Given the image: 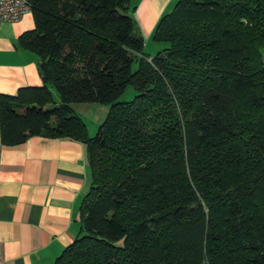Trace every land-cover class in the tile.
Listing matches in <instances>:
<instances>
[{"label": "trees", "instance_id": "trees-1", "mask_svg": "<svg viewBox=\"0 0 264 264\" xmlns=\"http://www.w3.org/2000/svg\"><path fill=\"white\" fill-rule=\"evenodd\" d=\"M28 1L42 83L0 94L1 141L79 139L91 172L51 264H264V0H174L153 54L129 0ZM74 102L108 105L93 135Z\"/></svg>", "mask_w": 264, "mask_h": 264}, {"label": "crops", "instance_id": "crops-1", "mask_svg": "<svg viewBox=\"0 0 264 264\" xmlns=\"http://www.w3.org/2000/svg\"><path fill=\"white\" fill-rule=\"evenodd\" d=\"M174 0H129L145 44ZM132 7V8H131ZM34 27L31 10L15 21H0V94L42 83L39 56L21 46L19 35ZM154 40V39H153ZM58 101V99H57ZM90 113L93 127L108 105L74 102ZM85 144L68 136L35 134L16 144L0 138V250L4 264H51L80 230L79 203L90 186Z\"/></svg>", "mask_w": 264, "mask_h": 264}, {"label": "built area", "instance_id": "built-area-1", "mask_svg": "<svg viewBox=\"0 0 264 264\" xmlns=\"http://www.w3.org/2000/svg\"><path fill=\"white\" fill-rule=\"evenodd\" d=\"M30 10L31 4L28 0H0V21H15ZM0 264H4L1 250Z\"/></svg>", "mask_w": 264, "mask_h": 264}, {"label": "rangeland", "instance_id": "rangeland-1", "mask_svg": "<svg viewBox=\"0 0 264 264\" xmlns=\"http://www.w3.org/2000/svg\"><path fill=\"white\" fill-rule=\"evenodd\" d=\"M167 43L164 41H157V40H153V39H150L148 40L147 44H145L144 46V51L145 52H148L150 54H153L155 53L157 50H159L160 48L164 47ZM134 66V65H133ZM136 93V90L135 88L129 84L125 91L119 96L118 100H127V99H130L133 97V95ZM53 95H54V98L57 100L58 99V95L57 93L55 92V90H53ZM80 113L83 115V118L84 120L86 121L88 127H93L92 125H94V121L93 118H92V115L90 113H85V111L82 109V110H79ZM93 132L90 134V135H93L96 131V129L92 130Z\"/></svg>", "mask_w": 264, "mask_h": 264}, {"label": "water", "instance_id": "water-1", "mask_svg": "<svg viewBox=\"0 0 264 264\" xmlns=\"http://www.w3.org/2000/svg\"><path fill=\"white\" fill-rule=\"evenodd\" d=\"M39 63H40V61H39ZM39 71H41V68L39 67Z\"/></svg>", "mask_w": 264, "mask_h": 264}]
</instances>
